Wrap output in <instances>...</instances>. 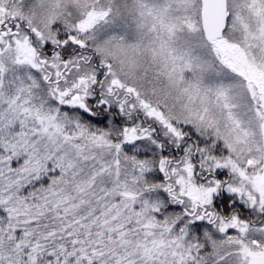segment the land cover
I'll return each instance as SVG.
<instances>
[{
	"label": "snow or ice",
	"instance_id": "1",
	"mask_svg": "<svg viewBox=\"0 0 264 264\" xmlns=\"http://www.w3.org/2000/svg\"><path fill=\"white\" fill-rule=\"evenodd\" d=\"M0 264H264V0H0Z\"/></svg>",
	"mask_w": 264,
	"mask_h": 264
}]
</instances>
